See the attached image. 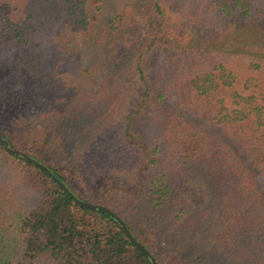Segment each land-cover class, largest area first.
<instances>
[{
	"label": "trees",
	"instance_id": "16d2710c",
	"mask_svg": "<svg viewBox=\"0 0 264 264\" xmlns=\"http://www.w3.org/2000/svg\"><path fill=\"white\" fill-rule=\"evenodd\" d=\"M102 1L0 0L65 51L0 59V138L75 195L0 141V264H153L78 199L156 264H264V0H118L79 73Z\"/></svg>",
	"mask_w": 264,
	"mask_h": 264
},
{
	"label": "rangeland",
	"instance_id": "374dc122",
	"mask_svg": "<svg viewBox=\"0 0 264 264\" xmlns=\"http://www.w3.org/2000/svg\"><path fill=\"white\" fill-rule=\"evenodd\" d=\"M120 4L121 2L118 0H103L100 2L101 10H98L96 14L98 21L94 29L90 34L75 37L69 50L64 54V59L71 68L79 73L90 70L95 55L94 36L99 31L100 26L114 17V10ZM95 8H92V10ZM39 11L45 12L44 17L51 13L50 10L44 8L39 9ZM50 23L51 20L49 19L46 20V24L36 22L31 29V33L27 36V42H18L9 46L0 45V59L11 61L15 56L26 55L31 57L38 54L44 58H51L59 55L60 51L65 52L60 49L57 40L54 38V27Z\"/></svg>",
	"mask_w": 264,
	"mask_h": 264
},
{
	"label": "water",
	"instance_id": "95a60500",
	"mask_svg": "<svg viewBox=\"0 0 264 264\" xmlns=\"http://www.w3.org/2000/svg\"><path fill=\"white\" fill-rule=\"evenodd\" d=\"M0 141L1 143L6 147V149L13 155L15 156H18V157H22L24 159H26L27 161L29 162H32L34 164H36L37 166H39L40 168H42L43 170H45L55 181L58 182V184L63 188L65 189L73 198H75V195L72 194L69 189L66 187L65 184H63L62 182H60L51 172V170L43 165L42 163L34 160L33 158H31L28 154L26 153H23L21 151H18L16 149H12L9 147V145L7 144L6 141L2 140L0 138ZM78 202L84 206V207H87L89 209H93V210H98L102 213H105L106 215L112 217L113 219H115L119 225L123 228V230L126 232V234L128 235V237L131 239V241L147 256L149 257L152 261H153V264H156V262L154 261V259L152 258V256L150 255V253L145 249V247L139 243L136 238L133 236V234L131 233V231L129 230V228L127 227V225L114 213H112L110 210H108L107 208L103 207V206H100V205H97V204H94V203H89V202H84V201H81L78 199Z\"/></svg>",
	"mask_w": 264,
	"mask_h": 264
}]
</instances>
